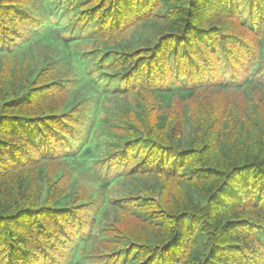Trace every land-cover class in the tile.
Masks as SVG:
<instances>
[{
    "label": "trees",
    "instance_id": "trees-1",
    "mask_svg": "<svg viewBox=\"0 0 264 264\" xmlns=\"http://www.w3.org/2000/svg\"><path fill=\"white\" fill-rule=\"evenodd\" d=\"M0 264H264V0H0Z\"/></svg>",
    "mask_w": 264,
    "mask_h": 264
},
{
    "label": "rangeland",
    "instance_id": "rangeland-1",
    "mask_svg": "<svg viewBox=\"0 0 264 264\" xmlns=\"http://www.w3.org/2000/svg\"><path fill=\"white\" fill-rule=\"evenodd\" d=\"M153 181H154L153 179H149V182H148V183H149L150 185H153V184H154ZM129 226H133V224H131V225H129Z\"/></svg>",
    "mask_w": 264,
    "mask_h": 264
}]
</instances>
